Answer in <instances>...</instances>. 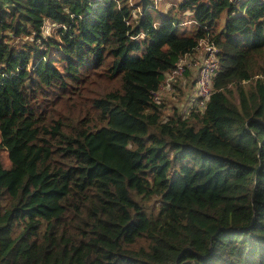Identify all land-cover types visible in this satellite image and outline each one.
<instances>
[{
	"label": "trees",
	"instance_id": "1",
	"mask_svg": "<svg viewBox=\"0 0 264 264\" xmlns=\"http://www.w3.org/2000/svg\"><path fill=\"white\" fill-rule=\"evenodd\" d=\"M131 1L0 0V264H264V0Z\"/></svg>",
	"mask_w": 264,
	"mask_h": 264
},
{
	"label": "built area",
	"instance_id": "2",
	"mask_svg": "<svg viewBox=\"0 0 264 264\" xmlns=\"http://www.w3.org/2000/svg\"><path fill=\"white\" fill-rule=\"evenodd\" d=\"M205 55L201 66L198 68L197 76L194 82V103L197 107L203 108L206 106L212 92L213 77L218 68V59L216 57L217 50L214 46L205 44ZM184 68L178 66L173 72L158 85V90L153 92V100L159 102L164 100L170 94L172 87L171 82L176 75H182Z\"/></svg>",
	"mask_w": 264,
	"mask_h": 264
},
{
	"label": "rangeland",
	"instance_id": "3",
	"mask_svg": "<svg viewBox=\"0 0 264 264\" xmlns=\"http://www.w3.org/2000/svg\"><path fill=\"white\" fill-rule=\"evenodd\" d=\"M135 2H138L139 0H134ZM160 2H165V4L162 3V5H157V7L159 6V8H161L163 11H167L169 7H171L172 5V0H159ZM129 2H131L130 4L131 5H135L131 0H129ZM138 12L140 11L139 9L137 10ZM226 21V14H222L221 16V19H220V24H223L225 23ZM187 27H190L191 24L189 23H185ZM184 24V25H185ZM49 26V25H48ZM49 30L48 27L45 28V32L47 33ZM48 34H50V31L48 32ZM7 153L6 152H2V157L0 158V161H1V164H2V167L4 170H9V167H10V162L8 161L7 159Z\"/></svg>",
	"mask_w": 264,
	"mask_h": 264
},
{
	"label": "crops",
	"instance_id": "4",
	"mask_svg": "<svg viewBox=\"0 0 264 264\" xmlns=\"http://www.w3.org/2000/svg\"><path fill=\"white\" fill-rule=\"evenodd\" d=\"M194 81H195V79H194ZM191 101H192V102L194 101V92H193V95H192Z\"/></svg>",
	"mask_w": 264,
	"mask_h": 264
}]
</instances>
